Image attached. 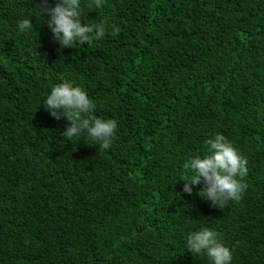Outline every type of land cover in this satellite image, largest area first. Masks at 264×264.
I'll return each instance as SVG.
<instances>
[{"label": "trees", "instance_id": "1", "mask_svg": "<svg viewBox=\"0 0 264 264\" xmlns=\"http://www.w3.org/2000/svg\"><path fill=\"white\" fill-rule=\"evenodd\" d=\"M39 2L0 0V264H210L184 247L201 227L232 264H264V0H106L85 20L119 32L72 48ZM62 79L117 121L109 149L62 137L69 122L42 105ZM217 133L248 161L221 207L179 180Z\"/></svg>", "mask_w": 264, "mask_h": 264}, {"label": "clouds", "instance_id": "2", "mask_svg": "<svg viewBox=\"0 0 264 264\" xmlns=\"http://www.w3.org/2000/svg\"><path fill=\"white\" fill-rule=\"evenodd\" d=\"M106 0H56L50 6L49 0H40L37 14L43 19L61 48H72L75 44H91L102 39L111 30L119 32L118 26L109 25L106 20L86 21L85 9L100 10ZM16 28L25 34L33 30V20L29 17L18 20ZM42 105L56 120L61 118L68 125L61 134L67 141L81 134L86 135L95 145L109 149L118 127L113 118H100L94 115L96 103L88 92L71 79L55 83L45 95ZM202 154L186 155L179 169L182 173V191L191 195L197 185L202 187L197 195L221 207L229 200L238 201L247 189V158L223 134L217 133L204 141ZM187 251L195 256L204 255L210 264H232L233 253L220 238L217 231L201 227L190 231L184 242Z\"/></svg>", "mask_w": 264, "mask_h": 264}]
</instances>
